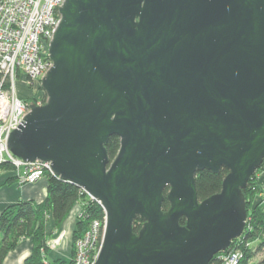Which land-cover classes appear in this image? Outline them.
<instances>
[{
  "label": "water",
  "instance_id": "1",
  "mask_svg": "<svg viewBox=\"0 0 264 264\" xmlns=\"http://www.w3.org/2000/svg\"><path fill=\"white\" fill-rule=\"evenodd\" d=\"M59 11L46 102L30 105L9 150L99 202L95 264H209L242 236L243 190L264 160V0H65ZM222 168L220 191L199 201L195 174Z\"/></svg>",
  "mask_w": 264,
  "mask_h": 264
},
{
  "label": "built area",
  "instance_id": "2",
  "mask_svg": "<svg viewBox=\"0 0 264 264\" xmlns=\"http://www.w3.org/2000/svg\"><path fill=\"white\" fill-rule=\"evenodd\" d=\"M64 1L0 0V166L9 163L20 184L34 183L46 173L51 174L50 162L24 161L14 156L7 139L30 111V103L17 94V80L23 78L28 84L40 82L52 66L48 47L60 22L59 9ZM105 224V213L102 219L88 222L84 233L73 242L68 264H95ZM240 257L239 250L229 248L219 254V264H238Z\"/></svg>",
  "mask_w": 264,
  "mask_h": 264
},
{
  "label": "trees",
  "instance_id": "3",
  "mask_svg": "<svg viewBox=\"0 0 264 264\" xmlns=\"http://www.w3.org/2000/svg\"><path fill=\"white\" fill-rule=\"evenodd\" d=\"M119 147V137L111 136L105 144L110 161L116 156ZM0 167L13 170L9 163H3ZM262 172H264V160L248 182L246 189L243 190L247 210L245 229L242 236L233 240L230 245L231 250L236 249L241 253L238 264H248L256 251L263 253L261 264H264V201L255 202L259 191L256 186L257 174ZM227 173L228 171L224 168L216 174L207 170L197 172L195 174V187L199 201L218 193ZM45 176L48 179L47 193L42 202L19 200L1 211L0 264H3L8 252L14 250L20 241L26 238L32 239V248L23 264H68L69 260H48L49 246L46 233L48 217L51 216L55 226H59L70 211L76 205L78 206L76 225L72 233L70 257L73 254V242L84 233L88 222L94 218H103L102 207L97 202L90 200L82 189L50 173H46ZM168 191L169 188L167 187L163 192L165 197L162 204L163 211H167L170 206L166 199ZM82 215H85V218H82ZM184 223V218H181L180 224L183 225ZM142 224L143 221L137 218L133 223L134 232H138ZM254 243L256 245L252 247ZM220 253L214 255L209 264H219Z\"/></svg>",
  "mask_w": 264,
  "mask_h": 264
},
{
  "label": "crops",
  "instance_id": "4",
  "mask_svg": "<svg viewBox=\"0 0 264 264\" xmlns=\"http://www.w3.org/2000/svg\"><path fill=\"white\" fill-rule=\"evenodd\" d=\"M47 184L48 179L46 176L34 183L20 184L17 182L12 169L0 167V213L6 206L19 200H32L36 203L42 202L46 197ZM77 211L78 206L76 205L59 226H55V222L51 216L48 217L46 223L47 244L49 246L48 260H69ZM53 244L54 246H52ZM31 248V238L21 240L14 250L8 252L3 264H23Z\"/></svg>",
  "mask_w": 264,
  "mask_h": 264
},
{
  "label": "rangeland",
  "instance_id": "5",
  "mask_svg": "<svg viewBox=\"0 0 264 264\" xmlns=\"http://www.w3.org/2000/svg\"><path fill=\"white\" fill-rule=\"evenodd\" d=\"M16 86L18 96L26 102L32 103L33 105H42L44 104V102H46L47 96L41 88V82H34L28 84L25 79L21 78L17 80ZM257 175L258 178L256 180V186L259 191L256 195L255 202H259L261 200L264 201V172L259 173ZM255 245V243L252 244V247H255ZM262 256V252L256 251L252 259L248 262V264H261Z\"/></svg>",
  "mask_w": 264,
  "mask_h": 264
}]
</instances>
